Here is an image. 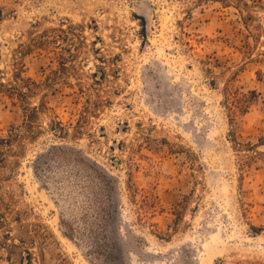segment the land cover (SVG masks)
I'll return each mask as SVG.
<instances>
[{
    "label": "rangeland",
    "instance_id": "374dc122",
    "mask_svg": "<svg viewBox=\"0 0 264 264\" xmlns=\"http://www.w3.org/2000/svg\"><path fill=\"white\" fill-rule=\"evenodd\" d=\"M244 1L0 0V81L39 84L40 129L0 147V264H264V0ZM24 122L0 89V139Z\"/></svg>",
    "mask_w": 264,
    "mask_h": 264
},
{
    "label": "trees",
    "instance_id": "16d2710c",
    "mask_svg": "<svg viewBox=\"0 0 264 264\" xmlns=\"http://www.w3.org/2000/svg\"><path fill=\"white\" fill-rule=\"evenodd\" d=\"M220 2H222V4L224 5H230V4H236L235 7L243 12V6L247 5V3L244 0H218ZM22 69L18 68L16 71H14V73L12 74L11 78L8 79L7 81L5 80H1L0 81V89H2L3 91L8 92L12 97H14V99H17L18 102L21 103L22 108L24 110V114H25V122H24V127L27 129L25 130V132H23L22 130L18 129V128H14L11 130V132L8 134L7 138H1L0 139V147L2 145L8 146L10 151H14L12 145L14 143L18 144V148L19 151L23 150L24 145H23V140L22 138L24 136H29V138H34L37 136L38 134V130L40 129H36V118L38 116V111L39 108L36 106H31L28 105L26 103H28V99L30 96H32L33 94H35L36 92V87L39 86V84L34 81L31 77H24L23 73H22ZM51 78H49V83ZM228 96V104L231 107V111L232 108H240L239 105H237L238 103H240V101H242V99L236 95L231 94L230 92H228L227 94ZM63 128V127H61ZM260 141L262 142V144H264V136L260 138ZM237 145L239 147H243L244 144L237 142ZM245 146L249 147V149H252L254 147V144L248 142L245 144ZM6 163V156L5 155H1V149H0V165Z\"/></svg>",
    "mask_w": 264,
    "mask_h": 264
}]
</instances>
